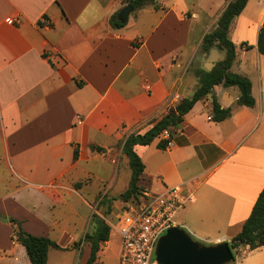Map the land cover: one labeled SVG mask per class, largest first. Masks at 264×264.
Here are the masks:
<instances>
[{
	"label": "crops",
	"instance_id": "0c3cea01",
	"mask_svg": "<svg viewBox=\"0 0 264 264\" xmlns=\"http://www.w3.org/2000/svg\"><path fill=\"white\" fill-rule=\"evenodd\" d=\"M231 1L156 0L115 27L128 0H0V241L8 240L0 249L9 253L0 264H31L12 218L60 244L48 264H87L84 237L94 213L104 218L101 200L110 196L123 212L118 196L131 179L124 140L192 96L196 71L225 57L217 47L203 53L202 44ZM263 22L264 0H248L229 30L232 71L252 80L253 107L237 104L238 86L217 84L212 94L234 107L230 117L212 120L210 94L173 135L134 146L145 164L143 194L182 185L192 199L175 224L203 244L230 242L264 188ZM162 138L170 140L164 150ZM229 264H264V246L240 247Z\"/></svg>",
	"mask_w": 264,
	"mask_h": 264
},
{
	"label": "trees",
	"instance_id": "16d2710c",
	"mask_svg": "<svg viewBox=\"0 0 264 264\" xmlns=\"http://www.w3.org/2000/svg\"><path fill=\"white\" fill-rule=\"evenodd\" d=\"M133 5L134 10L143 8L149 4H156V0H128ZM248 0H232L222 12L216 28L207 33L202 44V52L208 53L214 47L225 51V57L219 60L214 67L209 70L198 69L196 74L199 84L190 97L180 100L175 106L170 107L168 113L160 119L152 128L145 133H133L129 135L123 143V152L129 157L132 168V176L128 188L122 192L118 198L124 203L138 201L143 195V173L145 164L140 155L134 149L137 144L148 145L157 137L161 136L166 130L173 135L181 127L186 113H188L195 103L208 95H212L211 118L214 121H222L230 117L234 107H223L215 94H212L213 87L217 84L225 86L236 85L240 89L237 101L238 105L253 107L256 99L252 91V80L245 75L232 71V66L236 60V44L230 38L229 30L232 21L246 7ZM112 24L121 27L124 23L117 15L113 16ZM246 48L252 45L244 42ZM258 50L264 55V22L260 28L257 42ZM170 140L162 138L158 147L166 149ZM78 152H75L77 158ZM104 198L102 203L106 202ZM14 234L13 239L23 244L27 250L31 264H48V255L51 247L61 248L60 244L48 236H40L27 232L22 227V221L12 218ZM92 230H88L84 240L91 245V252L87 264H98L99 253L103 246L111 238V225L98 213L93 215ZM234 252L235 258L240 247L248 246L250 250L264 246V188L260 192L250 216L244 222L241 231L229 242Z\"/></svg>",
	"mask_w": 264,
	"mask_h": 264
},
{
	"label": "built area",
	"instance_id": "2783aa9c",
	"mask_svg": "<svg viewBox=\"0 0 264 264\" xmlns=\"http://www.w3.org/2000/svg\"><path fill=\"white\" fill-rule=\"evenodd\" d=\"M191 199L192 196L178 184L163 193H144L138 203L125 208L118 222L111 223L120 236V264H159L157 243L168 228L176 225L178 211Z\"/></svg>",
	"mask_w": 264,
	"mask_h": 264
},
{
	"label": "water",
	"instance_id": "95a60500",
	"mask_svg": "<svg viewBox=\"0 0 264 264\" xmlns=\"http://www.w3.org/2000/svg\"><path fill=\"white\" fill-rule=\"evenodd\" d=\"M133 10V5L128 3L121 10L119 19L126 23ZM2 218L8 221V218ZM235 259L228 241L203 244L178 225L168 228L156 247V260L159 264H229Z\"/></svg>",
	"mask_w": 264,
	"mask_h": 264
},
{
	"label": "rangeland",
	"instance_id": "374dc122",
	"mask_svg": "<svg viewBox=\"0 0 264 264\" xmlns=\"http://www.w3.org/2000/svg\"><path fill=\"white\" fill-rule=\"evenodd\" d=\"M3 162H0V167H3ZM124 175H128L129 179L132 176V168L130 166V162L128 163V166L124 169ZM131 180V179H130ZM143 184H145V182L143 181ZM4 194V189H0V197ZM108 201V205L102 207L101 212L104 214V218L105 220L111 225V223L116 224L118 222V217L121 216L118 213L120 212V209H118L117 206L112 207V198H110V196H105ZM142 196L139 197L138 201L135 202H131V203H124L120 198L121 203L118 204H123L124 207H122L121 209L124 210L125 208H128L130 205L132 204H136L141 200ZM102 205L100 204V207ZM183 208H181L178 211L179 212L182 210ZM177 217V216H176ZM175 217V220H176ZM1 220L4 221V219L1 217ZM112 227V225H111ZM13 228V227H12ZM92 228H94V226L92 225ZM115 228V227H114ZM112 227L111 233L113 231V235L111 236V239L109 240V242L107 243V245L104 246L103 248V253L101 255L103 264H120V258H119V253H118V249H119V239L120 237L117 235H115V229ZM14 231V228H13ZM8 240L5 239V237L2 238V240L0 241V245H4ZM203 243H206L205 241H201ZM9 253H7V249L6 248H1L0 249V257H3L8 255ZM5 260V259H3Z\"/></svg>",
	"mask_w": 264,
	"mask_h": 264
}]
</instances>
